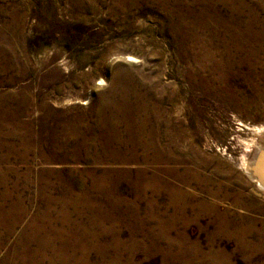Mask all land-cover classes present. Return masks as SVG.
I'll list each match as a JSON object with an SVG mask.
<instances>
[{
  "label": "rangeland",
  "instance_id": "374dc122",
  "mask_svg": "<svg viewBox=\"0 0 264 264\" xmlns=\"http://www.w3.org/2000/svg\"><path fill=\"white\" fill-rule=\"evenodd\" d=\"M231 16L233 26L253 28L264 43V0H0V116L18 109L16 118H3L0 208L24 209L16 235L29 219L46 217L64 232L55 246L73 259L85 250L84 264H111L114 257L118 264H182L168 259L182 236L188 253L195 245L207 259L221 251L229 264L264 262V250L247 261L233 238L216 236L212 244L216 217L198 205L213 202L204 191L219 185L223 194L240 192L243 208L226 199L219 211L230 212L231 228L254 221L249 240L258 242L264 231V190L240 163L264 146V114L258 115L264 93L248 86L243 68L228 78L226 90L212 84L213 93L186 77L202 51L217 58L220 38L230 42L218 18ZM120 101L141 108L139 118L148 133L153 127L163 153L164 161L150 164L140 183L135 172L144 163L107 155L108 141L126 160L132 152ZM98 109L108 125L99 124ZM83 119L92 135L84 130L72 138ZM175 124L186 134L182 145L170 132ZM136 153L139 160L142 151ZM147 155L152 160L154 151ZM170 169L185 178L179 188L189 198L172 203L166 192L143 187L156 171ZM172 177L162 175L158 184ZM98 178L104 181L96 186ZM165 227L170 236L160 238ZM13 242L15 234L0 224V264ZM45 254L51 258L52 249Z\"/></svg>",
  "mask_w": 264,
  "mask_h": 264
},
{
  "label": "bare ground",
  "instance_id": "6f19581e",
  "mask_svg": "<svg viewBox=\"0 0 264 264\" xmlns=\"http://www.w3.org/2000/svg\"><path fill=\"white\" fill-rule=\"evenodd\" d=\"M253 24H255V22ZM218 26L224 31L225 34L229 32L230 42L226 43V40L224 38H220L219 40L220 49L217 52L218 55L217 58H212V56H209V54L205 51H202L201 56L194 58L192 61V66L190 68V71L186 75L188 82L192 84V86H194L195 88L205 87V89L202 88L203 89L202 92L204 91L205 93L214 92V87L211 86L212 84L217 85V89L215 90L217 92L218 89L220 88L226 90L228 78L230 76L237 77L239 75V70L243 68L245 72L242 75V77L244 78L245 82H247L248 86L251 87V89H253L259 96H261L264 93V88L260 86V83L264 80V59L260 57L259 54L260 53L264 54V43H259V40H262L260 34L254 31L253 28L251 27H248L246 30L243 31H241L239 28L238 30L237 27L232 25V16L230 17L229 20H225L219 17ZM233 98L234 96L231 94L230 99ZM117 110H121L123 112L124 119L122 120H124L123 122H125V125L128 129L130 143L133 146L131 149L132 152H130L129 158L126 160L123 154H121V152L117 150H114L115 149L114 146L112 145V143L110 145V141H108L109 144L107 145L108 147L107 155L114 157L117 162L128 165L129 164L138 165L139 163H144L145 164L144 167H141L137 172H135L137 175V182L140 183V180L143 178L144 174L146 173V168H148L150 164L152 163L159 164L164 161V158L162 156L163 153L154 135L153 127L151 128V131L148 133L146 131L147 122L145 123L144 120L145 118H139L140 112L142 111L141 108L137 107L136 110L130 109L126 106L125 102L120 101ZM243 110L246 111L245 108H243ZM96 114L100 125L102 124L108 125L109 121H105V122L102 121L100 109H98ZM262 114H264V108L261 109L258 113V115H262ZM17 116H18V109H7L5 113L1 114L0 136H2L1 134L2 127L7 125L6 120H4L3 118L7 117L13 119L16 118ZM248 116L250 118L254 117L253 114H249ZM79 123L81 126L77 128L74 127L75 129L73 131L71 130V132H69L68 135H70L72 138L78 137L84 130L85 131L87 130L88 133L92 135L91 124H89L88 122L86 124L84 119L80 120ZM177 125L178 124H175L173 125V127H176ZM170 132L174 134L176 143L182 145L185 142L186 137L184 136H186V134L183 133L180 124L178 125L177 128L173 129V131ZM8 133H9L8 135L11 137L17 134L16 131L14 132L10 131ZM130 133H133L134 135L133 134L130 135ZM112 136L115 138L113 134ZM145 137L149 141H146ZM84 142H82L81 145H83ZM189 146L195 147L190 140H189ZM138 149L142 151V155L139 160L137 159V153H136ZM149 150L154 151V156L152 157V160L147 155ZM254 153L255 154L251 158V160L247 161V159L245 160V158L243 157L241 158L240 160L241 167L243 171L247 174L249 179L255 182L260 189L264 190V146L260 145L257 152ZM187 169H188L187 172L189 174L193 175L198 181H201L199 178H197V175L192 170H190L191 168H187ZM174 170L170 169L168 171L167 170L156 171L153 175V178H151L149 182L143 181V187L148 186L152 188L156 193H158V190H162L163 192H166L167 195L170 197V201L172 203H176V201H181L189 198L186 192L182 191L179 188L181 184L184 185L186 183L185 178L183 176H179L178 174H175ZM162 175H173V177L170 180L168 179V181H166L164 186H160L158 182L160 181V177ZM104 179L106 180V178ZM172 180L174 182H172ZM96 181H98L96 182V186H98L100 185V182H103L104 180L98 178L96 179ZM203 181L206 182L207 180L203 179L201 182ZM1 183L2 182L0 181V184ZM159 187L161 189H159ZM222 189L223 188L219 185L216 192L205 190L204 192H206L207 196L213 199V202L207 205L204 202H200L198 204L201 209L209 210L216 217L217 228L214 231L213 239H211V243L212 244L214 243V237L216 236L233 238L237 242V248L244 254L246 260L250 262L253 256L256 257L257 255H259V253H262V251L264 250V231L261 234L259 241L256 242L253 240H249L251 236H254V233L256 231L254 229L255 226L254 221H251L248 224V226L245 227L231 228L230 221L227 220L226 218L227 216H229L230 212H226V211L220 212L218 204L220 203V201L227 199L230 201V206L232 208H238V207L243 208V204L240 201L241 194L240 192H237L234 193L233 195L231 194L226 195L222 193L226 190H222ZM39 193H41V191ZM4 197H7V195L4 194ZM17 207L12 206V208L6 212H3L2 209L0 208V224L5 225V228L9 234H15L16 236V242H13V244L9 249V252L6 254L1 264H17V263L18 264H84L87 261V256H86L87 254L85 253V250L79 259L78 258L73 259L72 258L73 256L70 257L71 255L69 256L66 253L65 251L66 249L61 247L58 248L56 247L57 245L55 246L56 244L55 242L61 237H63L62 235H64L63 234L64 232L62 229L59 228L57 229L56 227L47 224L51 222L47 221L46 217H43L44 219L42 218V220H36L34 218L29 219L27 225H25L24 228H22V230L19 231L16 235L14 229L18 225L22 224L21 217L25 213L24 209L21 206H17ZM244 207L248 208L247 206ZM160 227H162V229L164 228L163 225H161ZM166 229L168 228L165 227V231L163 233L161 234L158 233L160 238L161 237L168 238L170 236L169 232H167ZM28 230L29 232H27ZM185 238L186 237L183 236L180 237V239L178 240L180 244L177 246L178 253L175 256L168 254L169 260L173 259L174 261L178 259L182 264H229L227 258L221 253V251L216 252L217 254L212 255L210 258L207 259L206 257H202L203 255L200 254V251L195 247V245H192L191 247H193V249L191 248V251H193V254L188 253L189 250H187V245L189 246V244L187 243V239ZM32 242L34 243L36 242L38 244L37 248L33 250H31L32 248H30V244ZM47 247H50L52 249V257L49 259L46 258V254H45V250ZM18 249H21V251L19 250L20 252H18ZM118 262L119 260H117V258L114 257V261L111 264H118ZM164 264H169V263L168 261H166V263ZM258 264H264V262Z\"/></svg>",
  "mask_w": 264,
  "mask_h": 264
}]
</instances>
